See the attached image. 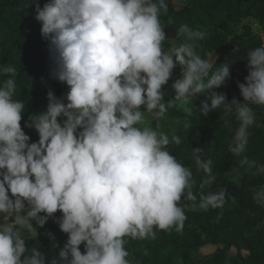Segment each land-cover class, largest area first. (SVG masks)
I'll list each match as a JSON object with an SVG mask.
<instances>
[{
	"label": "clouds",
	"instance_id": "obj_1",
	"mask_svg": "<svg viewBox=\"0 0 264 264\" xmlns=\"http://www.w3.org/2000/svg\"><path fill=\"white\" fill-rule=\"evenodd\" d=\"M168 7L167 0L36 3L50 75L67 92L58 97L49 89L46 109L24 119L17 69L0 66L6 77L0 83V264H46V254L26 241L50 219L67 234L61 247L46 233L59 248L50 264H131L126 238L155 239L154 229L173 227L180 233L186 208L235 202L225 188L210 190L213 161L200 147H192L191 157L206 175L194 191L191 167L169 150L181 145V136L160 130L172 107L192 115L194 99L203 116L221 106L224 117L235 115L239 124L228 151L264 176V163L246 155L249 129L259 126L252 105L264 107V42L247 51L248 74L238 82L243 102L229 100L217 91L231 78L229 65L212 71V61L196 51L206 33L186 23L177 29L183 41L170 40L161 21ZM253 192L264 207V185ZM182 197L190 203L181 204Z\"/></svg>",
	"mask_w": 264,
	"mask_h": 264
},
{
	"label": "trees",
	"instance_id": "obj_2",
	"mask_svg": "<svg viewBox=\"0 0 264 264\" xmlns=\"http://www.w3.org/2000/svg\"><path fill=\"white\" fill-rule=\"evenodd\" d=\"M43 6L47 0H0V66L12 65L17 69L16 98L25 103L24 119L29 113H38L47 107V92L53 90L58 97L67 92V85L50 75L52 60L49 41L41 33L42 23L35 19L36 3ZM181 8H176L173 0H167L168 12L161 14V21L170 40L183 41L177 36L181 24L206 33L205 39L196 42V51L203 58L218 54L213 61V69L223 64L229 65L231 78L217 89L243 102L238 82H245L247 51L261 45L262 34L254 32L251 22L264 28V0H184ZM169 20L171 23H168ZM238 28L240 30L238 31ZM167 47V42L165 43ZM174 76H179V68ZM6 79L0 74V83ZM171 83V81H170ZM172 91L165 92L166 100ZM201 96L200 99H204ZM193 100L192 115L186 114L189 125L180 131L182 143L172 145L170 152L191 167L197 184L205 178L198 171L191 157L192 147L203 149L205 158L213 161V175L216 177L210 190L226 192L235 197L227 199L223 209L209 208L207 211L185 209L187 219L184 229L178 233L175 228L167 231L156 229L155 239L133 240L126 238L131 264H264V207L253 199V189L264 185V176L254 175L256 166H241L240 157L228 151L239 121L232 114L224 117L223 106L211 111L207 116L199 113ZM259 126L249 129V143L246 155L256 164L264 163V107L252 105ZM167 113L181 114L176 107ZM225 119L228 123L225 124ZM22 126L24 121L22 120ZM33 140L38 135L33 129H25ZM199 200V198H198ZM197 200V202H198ZM181 204L190 203L181 199ZM60 213L57 212L56 216ZM51 231L56 235L60 246L67 239L57 223L50 219L37 235L28 238L29 248L36 246L46 254V264L58 259L59 248L54 247L46 235ZM216 246V250L200 260L191 257L192 252L201 248ZM234 249L236 252L231 253ZM83 251V245H81ZM145 252L148 254L145 255ZM170 254V255H168ZM168 255V256H167ZM173 256V257H172Z\"/></svg>",
	"mask_w": 264,
	"mask_h": 264
},
{
	"label": "rangeland",
	"instance_id": "obj_3",
	"mask_svg": "<svg viewBox=\"0 0 264 264\" xmlns=\"http://www.w3.org/2000/svg\"><path fill=\"white\" fill-rule=\"evenodd\" d=\"M173 3H174L176 8H181L185 2H184V0H173ZM251 24H252L254 32L260 33L264 37V28L262 26H260L258 23H256L255 21H252ZM239 30H240V28H238V31ZM172 41H174V40H172ZM217 56H218V54H214V53L210 54L209 60H211L213 63V61L217 58ZM177 109L181 111V114L173 115L170 113H166L165 118L160 121V126H161L160 130L168 132L169 134H171L172 132H175L177 135L180 136L181 129L184 126L189 125L190 122H189L188 118L186 117L185 112L182 109H179V108H177ZM171 146L172 145L169 146V149ZM154 230H156V229H154ZM216 248H217L216 246H209V247L201 248L197 252H192L191 257L193 259L200 260L203 257L210 254L211 252L215 251ZM230 252L235 253L236 251L234 249H232ZM168 255H170V254H168Z\"/></svg>",
	"mask_w": 264,
	"mask_h": 264
},
{
	"label": "crops",
	"instance_id": "obj_4",
	"mask_svg": "<svg viewBox=\"0 0 264 264\" xmlns=\"http://www.w3.org/2000/svg\"><path fill=\"white\" fill-rule=\"evenodd\" d=\"M257 23V22H256ZM259 24V23H258ZM260 25V24H259ZM261 26V25H260Z\"/></svg>",
	"mask_w": 264,
	"mask_h": 264
}]
</instances>
